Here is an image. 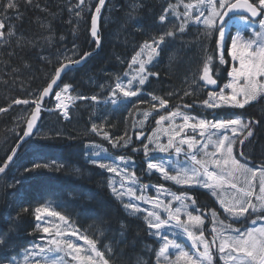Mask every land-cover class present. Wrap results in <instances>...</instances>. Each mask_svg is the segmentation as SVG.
Wrapping results in <instances>:
<instances>
[{
    "label": "trees",
    "instance_id": "16d2710c",
    "mask_svg": "<svg viewBox=\"0 0 264 264\" xmlns=\"http://www.w3.org/2000/svg\"><path fill=\"white\" fill-rule=\"evenodd\" d=\"M98 1L86 0L81 17H76L75 12L80 11L75 8L78 0H17L18 7L7 10L6 15L7 0H0V22L5 25L4 37L0 39V108L5 109L0 112V167L23 136L26 119L35 107L32 101L51 82L56 68L69 58L79 59L85 52L96 50L90 29L92 10ZM134 3L138 8L130 16ZM169 3L178 5L176 11L183 13V3L178 0H107L98 26V50L80 67L69 69L55 89L70 85L72 96L85 99L73 105L66 121L56 112L43 110L53 108L52 97L46 99L36 134L20 147L13 165L0 178V238L4 240L0 244V264H9L41 238L34 210L49 201L57 204L55 210L68 216L81 233L98 241V249L106 253L110 264H137L138 259L152 264V252L148 256L145 248L151 242L147 225L128 215L112 194L109 172L89 162V150L96 147L106 149L113 157L124 156L143 165L144 154L140 150L144 141L136 136L138 120L145 112H153L146 133L155 126L162 111L169 113L177 108L208 120L240 117L256 121L253 135L236 147L235 154L238 156L245 149L247 159L243 162L253 168L264 166V98L243 109L210 111L200 105L208 95L199 81L207 56L215 57L213 77L217 76V82L227 80L228 68L218 62V33L206 37L202 35L203 27L190 23L185 32L166 37L150 68L158 75L149 76L137 96L125 98L117 91L113 97L117 77L127 71L139 46L183 21V15L177 19L171 10L165 21H160ZM186 91L194 94L185 96ZM152 95L166 99L168 104L161 107ZM93 96L97 99H91ZM17 99H26L29 104H15ZM112 99H118V103L113 105ZM185 104L191 107L185 108ZM94 124L102 126L101 135L92 131ZM105 131L113 140L131 137L129 146L113 148L103 138ZM36 163L50 167L32 170ZM190 192L196 198L199 195L200 199L210 200L201 192ZM121 222L126 229L120 228ZM98 228H102L103 235ZM108 244L113 248L111 254L105 248Z\"/></svg>",
    "mask_w": 264,
    "mask_h": 264
},
{
    "label": "snow or ice",
    "instance_id": "6c2138e0",
    "mask_svg": "<svg viewBox=\"0 0 264 264\" xmlns=\"http://www.w3.org/2000/svg\"><path fill=\"white\" fill-rule=\"evenodd\" d=\"M28 2L31 3V0H28ZM85 3L86 0H78L75 8H79L80 11L75 12L76 17H81ZM178 3H183L184 11L182 14L176 11L178 5L171 3L164 9V12L168 13L171 10L177 19L183 15V21L178 27L173 25L170 30L163 33L159 38L153 37L139 46V50L129 63V69H133L137 64L139 65L138 69L135 70V75L131 76L127 84L121 82V78L117 77L115 89L112 93L113 97L116 96L117 91L125 98L137 96L142 91L140 86L145 85L149 76L158 75V73L152 72L149 66L154 64L159 57L162 50L161 45L166 43V37L174 38L177 32H185L186 26L191 23L203 25L202 35L206 37L212 38L218 33L216 45L221 53L219 55L220 65L227 63L223 54L225 49L232 61L230 70L227 71L229 81L218 92L215 90L209 91L208 98L204 99L202 104L209 109L225 107L243 109L250 102L264 98V0H194V2L187 3L178 0ZM104 5L105 0H99L95 6V12L91 14L90 31L97 46L101 43L98 19ZM17 7V0H7V3L4 4L5 15L7 10ZM137 8L138 5L134 3L132 12L129 15L135 13ZM241 12L248 13L249 16H242ZM249 17L253 19H249ZM257 17H260L258 20L259 30L251 29V35H247L250 25L255 22L254 18ZM159 19L161 22L165 21V15H161ZM237 19L241 27L235 31V34H232L231 24L236 22ZM4 27L5 25L0 22V39L4 37ZM229 36L231 37L230 45L228 44ZM91 54V52H85L79 59L69 58L67 63L79 64ZM170 59H174V57H170ZM214 60V56H207L199 74V81H203L205 86L217 85V79L213 78ZM66 67L67 64L61 63L56 68L51 82L43 88L39 97L32 101L35 104V109L31 111L26 119L27 126L23 130L21 140L33 134L42 107L40 101L52 90L57 78L60 77L62 70ZM125 75H129V73H125ZM136 81H138V86L134 85ZM193 84L200 87L196 80H193ZM134 86L135 90H133ZM69 88L70 85H65L63 91L67 93ZM193 94L194 92L188 91L184 93L185 96ZM169 95L173 94L170 93ZM56 97L60 100L61 93L57 92ZM67 99L71 100L73 98L67 97ZM79 99H85V97L80 96ZM91 99L96 100L97 98L93 96ZM152 100H159L161 107L168 104L166 99L155 95H152ZM111 102L116 105L118 99H112ZM14 103L29 104V101L17 99ZM56 107L61 109L65 118H67V105L58 103ZM152 107L155 108L156 105L153 104ZM184 107L189 108L191 105L185 104ZM3 111L5 109L0 108V112ZM150 115L151 113L145 112V119ZM176 117H182L183 123L176 125ZM166 120L169 121V126L162 127L163 122ZM255 123L256 121H244L240 117L214 121L206 118L197 119L177 108V110L169 112L167 116H159L156 120L158 127L154 129L155 137L150 136L148 139L149 143L154 138L157 141L154 150L168 152L173 149L177 155L184 153L182 146L187 145L186 162L184 165L177 166L178 162H165L162 160L152 162L148 160L147 169L149 172L153 170L159 172L163 179L172 181L175 184L196 185L207 189L213 197H216L220 207L223 208V212L233 222L245 217L246 213L250 215L257 212L264 213V166L260 168L250 167L247 162L242 163L233 155V146L237 143L243 145L244 141L253 135V124ZM186 129H191L193 132L199 130V139L196 136L187 135ZM92 131L97 135H101L102 126L98 128L94 124ZM229 131L232 135L228 134ZM160 133L168 137L167 144L159 143ZM141 135L142 133H138L136 138L139 139ZM103 138L108 140L113 148H127L131 141V137L126 136L113 140L106 131L103 132ZM210 148L211 151H209ZM12 151L14 155L16 149L14 148ZM133 151H136V149L134 148ZM149 152L148 144H144L146 160L149 157ZM201 153L202 155H200ZM13 155H9L7 161H11ZM241 155L244 154L241 153ZM187 161H191V164H187ZM89 162L122 178L119 187L114 181L110 180L109 188L112 194L124 204L129 215L139 218L140 214L146 213L143 219L149 229V235L158 238L161 242L159 250L156 251V264H162V261L163 264H214L212 249L217 248V241L219 242L218 252L224 264H264V223L259 227L253 226L241 230L220 219L217 211L210 209L212 240L209 241L205 238L204 230L207 217L201 215L200 209L196 207L197 202L192 196L186 193L177 195L164 189L163 185L156 189V197L137 196L136 189L129 186L136 183L135 173H129L126 167L129 160L124 156L113 157L106 149L91 152ZM121 165H125V167H121ZM49 167L50 165L46 163H36L33 165L32 170ZM26 171L29 170L26 169ZM76 171L79 172L80 170L77 169ZM173 171L175 174H170ZM4 172L5 167H0V173ZM145 187H141V193H143ZM257 187L258 192L256 191ZM165 194L171 197L167 202L160 199V196ZM125 195L129 196L128 202H124ZM133 199L149 204L151 208H141L139 204L132 202ZM187 201H190L191 204ZM173 202H176L178 206H174ZM56 207H58L57 204L49 201L34 210L35 219L38 222L42 221L44 216H47L57 218L59 223H53L45 227H41L40 223L37 224V228L49 234L50 238L42 245L32 246V250L28 253V256L36 257L32 264H70V262H75V264H110V260L106 258V253L98 249V241L90 238L87 234L81 233L80 229L74 225L68 216L55 210ZM190 208L193 210L190 211ZM162 214H166V218H162ZM182 216L185 219H182ZM257 219L264 220V215H259ZM252 224L255 225L256 220H253ZM120 228L122 230L126 229V225L121 222ZM167 228H176L185 234L191 242L192 249L196 250L195 253L186 250L182 243L170 239L168 235L164 234L162 230ZM98 231L103 235L102 228H98ZM123 235L124 232L121 231V236ZM71 237H76L77 241L82 240L87 247L77 244ZM3 243V238H0V244ZM105 248L109 254L113 252L111 244L105 245ZM173 256L174 258H172ZM66 258H70V261ZM25 264H29L27 256ZM137 264H143V261L138 259Z\"/></svg>",
    "mask_w": 264,
    "mask_h": 264
},
{
    "label": "rangeland",
    "instance_id": "374dc122",
    "mask_svg": "<svg viewBox=\"0 0 264 264\" xmlns=\"http://www.w3.org/2000/svg\"><path fill=\"white\" fill-rule=\"evenodd\" d=\"M259 18L260 17H257L255 19V22L250 25V30L246 33L247 35H251V29L259 30V25H258ZM250 19H252V18H250ZM193 25H195V26H202L203 27V25H196V24H193ZM240 27H241V25L239 23V20L237 19L236 22H234V23L231 24V28H234V30L232 31V34H235V31L238 28H240ZM230 43H231V37H230V41H229L228 44L230 45ZM220 54L221 53H220V50H219V55ZM225 54H226V61H227V59L229 60V67H231L232 61H231V58L227 55V50L225 51ZM131 60H132V58L130 59L129 63L131 62ZM155 62H154V64H155ZM154 64H152V65H154ZM152 65H150L149 67H151ZM138 67H139L138 64L135 65L133 67V69H129V66H128V69H127V71L125 73H129V75L126 76L125 73L123 75H121L120 76L121 82H123L124 84H127V81L131 78V76L132 75H135V70L138 69ZM229 70H230V68H229ZM229 79L230 78L227 76V80L222 85V87L229 81ZM134 85H137L138 86V81L134 82ZM61 90H63V89H61ZM133 90H135V86L133 87ZM218 91L219 90H217V92ZM207 98H208V95H207ZM250 103H252V102H250ZM200 105L202 107L210 110V111L211 110H215V109H209V108L205 107L202 103ZM149 113H151V115L147 119H145V117L143 116V118H141V120H138V125H137L138 133H142L141 138L144 141L143 147L140 150V152L142 154H144V156L142 158V160H143L142 161V164L143 165H140L141 163H138L137 161H133V160L131 161V160L128 159L129 160V163L126 166L129 173H135L136 183L135 184H130L129 186H131V187H133V188L136 189V195L137 196L143 195V196H146V197H149V198L156 197L157 196L156 189L159 188L161 185H163V188L164 189H167L170 192L176 193L177 195H180L182 193H178V191L175 190L176 188H187V189H195V188H197L198 190L207 192L211 196V198L217 204L219 210L226 217L227 220L225 219V222L232 224V226L234 228H240L241 230H246L247 227L246 228L243 227L244 220H247L248 221V225L247 226H250V227H253V226L259 227L262 223H264V220L257 219V217L259 216L258 215L259 212L252 213L251 215L249 213H246L245 214V217H241L239 220L233 222V220L230 217H227L226 214L223 212V208L220 207V205H219L216 197H213L211 195V193L207 189L201 188V187L196 186V185H187V184L178 185V184H175L172 181H168V180L163 179V177L161 176V174L159 172H156L155 170H153L152 172H149V170L147 169V162H148V160H151L152 162H156V161H160V160L165 161V162L173 161V162H178L177 166H181V165H184L185 162H186L185 153L187 152V145H183L182 146L183 149H184V153H181L180 155H177L173 149H170L168 152H160L159 150H154V149H156L157 141L154 138L153 141L151 143H149V139L148 138L150 136L151 137H155L154 129H157V127H158L157 124H156V120L159 118V116L154 121L155 122V126L151 129V131L149 133H146L147 122L152 118V115H153V112H149ZM168 114L169 113H164L162 111V114L161 115L167 116ZM190 116H193V115H190ZM194 117H196V116H194ZM196 118L197 119H200L199 117H196ZM182 123H183L182 117H176L175 118V124L176 125H179V124H182ZM168 126H169V121H167V120L164 121L162 127H168ZM198 131L199 130H197L196 132H193L191 129H186L185 130V132H186L187 135H193V136H196L197 139H199ZM228 134L229 135H232V133L230 131H229ZM167 142H168V137L165 136L163 133H160L159 134V143L167 144ZM144 144H148L149 149H150L149 157H148L147 160L145 158V153H144ZM236 145H240V144L237 143V144H235L233 146V155H234V152H235V146ZM211 150L212 149L210 148L209 151H211ZM93 151L99 152V151H101V148H96V147L90 148L89 154L91 152H93ZM242 153L244 155L242 156L241 153H240L239 156L242 159H247V153H246L245 149H244V151ZM200 155H202V153ZM237 159H239V158H237ZM240 161L242 162V160H240ZM187 164H191V161H187ZM121 167H125V165H121ZM109 174H110V180L114 181L116 183L117 187H119V184H120L122 178L120 176H117L115 173H109ZM170 174H175V172L174 171L173 172H170ZM150 177H155V179L153 180L154 182L149 183L151 181L150 180ZM141 187H145V190L143 191V193H141V191H140ZM256 191L258 192V187H257ZM123 199H124V202H128L129 196L128 195H125ZM160 199L161 200H164L165 202H167L169 199H171V197L168 196L167 194H165V195H161L160 196ZM118 201L122 204L125 212L128 214V210L125 209L124 204L120 200H118ZM132 202L133 203H136V204H139V206L141 208H144V209H150L151 208V205L145 204V203H143L140 200L133 199ZM187 203L191 204L190 201H187ZM173 204H174V206H178L176 204V202H173ZM196 207H197V205H196ZM189 210L192 211L193 209L190 208ZM250 212H251V210H250ZM145 214L146 213L140 214L139 219H141V220L144 221L143 216ZM201 215L204 216V214H202V213H201ZM162 218H166V214H162ZM181 218L182 219H185L183 216ZM210 218L212 220L211 214H210ZM253 220H256V224L255 225L252 224V221ZM38 223L41 224V227H45V226H50L53 223H59V221L55 217H47V216H44V219L42 221H40V222H38L35 219V226H36V229L40 232L41 238H38L36 243H34L31 246H29L28 248L24 249L19 255H17L16 257H14L9 264H25V258H26V256L28 257L29 264H32V261L34 259H36V257L28 256V253L32 250V246L33 245H37V244H41L42 245V244L46 243V240L48 238H50L49 237V234H46V233L42 232L41 230H39L37 228V224ZM204 230H205V238L207 240L211 241L212 240L211 226L208 229L204 228ZM162 232L164 234L168 235V237L170 239H173V240H176V241L182 243L184 245V247H185L186 250L191 251L193 254L195 253L196 250L195 249H192L191 242L186 238L185 234H183L180 230H178L176 228H167V229L162 230ZM71 239L74 242H76L77 244H79V245H81L83 247H87L86 245H84V242L82 240L77 241L76 240V237H71ZM154 239L158 243V248H157V251H158L161 242L156 237H154ZM218 243L219 242L217 241V248H214V249H217V254L219 255V259H220V263L219 264H224V261L221 260L220 253L218 252ZM153 247H155V246L148 245V249H152ZM214 249L212 250L213 254L215 253ZM200 250L202 251V249H200ZM172 258H174V256ZM66 259L70 261V258H66ZM70 264H75V262H70ZM162 264H163V261H162Z\"/></svg>",
    "mask_w": 264,
    "mask_h": 264
},
{
    "label": "water",
    "instance_id": "95a60500",
    "mask_svg": "<svg viewBox=\"0 0 264 264\" xmlns=\"http://www.w3.org/2000/svg\"><path fill=\"white\" fill-rule=\"evenodd\" d=\"M106 2H107V0H105V4H106ZM105 6V5H104ZM104 6L102 7V9H101V13H102V10H103V8H104ZM94 12H95V10H94ZM241 15H248L249 16V14L248 13H244V12H241ZM101 16V15H100ZM251 18V17H250ZM253 19V18H252ZM254 19H256V18H254ZM99 21H100V17H99V19H98V26H99ZM92 39H93V41L95 42V40H94V38L92 37ZM96 43V42H95ZM98 47L99 46H97L96 47V50L88 57V58H86L84 61H82L81 63H79V64H68L67 62L65 63V64H67V67L65 68V69H63L62 70V72H61V75H60V77L59 78H57V80H56V83L53 85V88H52V90H50V92L48 93V95H46V96H44V98H43V100H41L40 101V103H41V105L43 104V102L46 100V99H48L51 95H52V93H53V91H54V89L58 86V83H59V81L61 80V78H62V76L69 70V69H71V68H74V67H80L81 65H83L92 55H94L95 53H96V51L98 50ZM207 87V89H210V90H215L216 88H217V85H207L206 86ZM35 109V108H34ZM39 122H40V114H39V118H38V120H37V125H36V127L34 128V130H33V134L32 135H30L29 137H24V139H20V141L17 143V145L15 146V149H16V152H15V154L13 155V151H12V154L11 155H13V159H14V157H15V155H16V153H17V151H18V149L20 148V146L22 145V144H24L25 142H27L28 140H30L33 136H34V134H35V132H36V129H37V127H38V124H39ZM27 126V125H26ZM13 159L11 160V161H7V164L6 163H4V165L2 166V167H5V172L7 171V169L9 168V166L11 165V163L13 162ZM4 172V173H5ZM4 173H0V178L3 176V174Z\"/></svg>",
    "mask_w": 264,
    "mask_h": 264
},
{
    "label": "bare ground",
    "instance_id": "6f19581e",
    "mask_svg": "<svg viewBox=\"0 0 264 264\" xmlns=\"http://www.w3.org/2000/svg\"><path fill=\"white\" fill-rule=\"evenodd\" d=\"M110 25H111V24H110ZM141 38H142V37H141ZM129 47H130V46H129ZM108 128H109V127H108ZM19 141H20V140H19ZM28 141H29V140H28ZM28 141H27V142H28ZM25 143H26V142H25ZM25 143H24V144H25ZM16 145H17V144H16ZM22 145H23V144H22ZM22 145H21V146H22ZM21 146H20V147H21ZM19 149H20V148H19ZM19 149H18V150H19ZM17 153H18V151H17ZM17 153H16V155H15V157H14V159H13V162H12L11 165L9 166V168L13 165V163H14V161H15V158H16V156H17ZM11 154H12V153H11ZM11 154H10V155H11ZM6 160H7V159H6ZM6 160L4 161V163L6 162ZM4 163L1 165V167L4 165ZM9 168H8V169H9ZM8 169H7V171H8ZM7 171H6V172H7ZM6 172H5V173H6ZM5 173H4V174H5ZM4 174H3V176H4ZM3 209H4V208H3Z\"/></svg>",
    "mask_w": 264,
    "mask_h": 264
},
{
    "label": "flooded vegetation",
    "instance_id": "af4514ba",
    "mask_svg": "<svg viewBox=\"0 0 264 264\" xmlns=\"http://www.w3.org/2000/svg\"><path fill=\"white\" fill-rule=\"evenodd\" d=\"M202 214H204V217H207V212L205 211V209L202 211ZM214 263H217L216 258L213 259Z\"/></svg>",
    "mask_w": 264,
    "mask_h": 264
}]
</instances>
